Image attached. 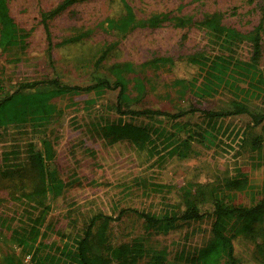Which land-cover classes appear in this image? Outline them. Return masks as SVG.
<instances>
[{
  "label": "rangeland",
  "instance_id": "374dc122",
  "mask_svg": "<svg viewBox=\"0 0 264 264\" xmlns=\"http://www.w3.org/2000/svg\"><path fill=\"white\" fill-rule=\"evenodd\" d=\"M62 0H8L16 24L29 32L20 61L0 51V98L21 83L58 79L67 85L87 86L96 78L113 81L109 67L125 68L126 103L132 109L187 112L191 108L226 112L234 96L221 87L200 96L178 76L190 79L187 66L176 73L145 65L154 57L183 59L193 54L230 55L249 61L250 35L261 23L264 38V0H86L78 1L43 23V15ZM220 12L223 23L237 29L242 39L217 45L197 25L207 15ZM170 17L189 18L174 25ZM104 54L97 65L98 58ZM258 67L264 69V42ZM118 89L90 90L52 98L53 112L42 122L0 127V264H71L67 248L74 246L89 219L97 213L116 217L121 209L161 213L182 207L180 192L189 182L218 179L224 203L252 204L264 196V165L249 172L250 186L239 193L226 188L238 167L246 166L258 151L230 147V132L247 128L264 144V119L253 126L249 115L219 119L224 132L204 130L200 111L179 117L121 116L115 110ZM252 113L264 114V93L247 103ZM123 119L135 125L164 128L165 135L152 145L138 148L127 139L112 140L104 125ZM216 132V131H215ZM226 134V135H225ZM46 137L53 144L59 193L31 198L33 180L25 173L30 144L41 147ZM187 202L209 211L200 194L190 192ZM171 206V207H170ZM38 230L35 239L29 234ZM211 219L178 222L167 232L146 230L144 220L126 212L107 230L109 243L118 246L140 240L144 254L137 264H147L162 254L168 264H190L192 254L211 238ZM231 222L236 264H262L256 242L236 234ZM257 241L264 242V220L256 224ZM112 264H116L114 261Z\"/></svg>",
  "mask_w": 264,
  "mask_h": 264
},
{
  "label": "trees",
  "instance_id": "16d2710c",
  "mask_svg": "<svg viewBox=\"0 0 264 264\" xmlns=\"http://www.w3.org/2000/svg\"><path fill=\"white\" fill-rule=\"evenodd\" d=\"M86 0H62L54 9L43 15V23L60 13L68 6ZM223 15L215 12L197 22L212 37V41L221 45L224 43H236L242 39V34L235 28L223 23ZM176 26L190 23V19L183 20L179 17H170ZM46 26V24H45ZM262 24L260 23L255 33L250 35L253 54L249 61L235 59L232 56L215 54H193L183 59H174L170 56L154 57L145 63L152 70L168 69L177 70L183 66L192 69L194 73L190 79L178 76L175 83H187L189 88L200 96H210L222 86L232 92L234 99L231 102V110L226 112L212 111L207 109L191 108L187 112L200 111L206 119L204 130L213 138L216 133L226 129L219 123V119L229 115L247 114L252 125L258 126L264 119V114L252 113L247 103L260 98L264 93V69L258 67L261 55V43L264 38L260 36ZM29 32L19 27L10 14L8 0H0V51L10 56L13 61H20L25 54L26 40ZM104 58V54L98 58V65ZM109 72L114 80L111 82L105 78L96 80L87 86L67 85L58 79L39 80L21 83L15 91H11L0 98V127L10 124H24L28 122H42L53 112L51 99L57 96L80 94L90 90L102 92L106 89H118L115 110L121 116L131 117L144 116L152 118L156 116L179 117L187 112L171 113L152 109H132L126 103L128 81L125 76V68L119 65L109 67ZM176 73V71H174ZM105 133L112 140L127 139L132 141L138 148L152 145L156 140L165 135L164 128L153 126L135 125L123 119L109 122L104 125ZM264 130V127H263ZM216 131V132H215ZM230 147L240 149L249 148L258 151V155L250 159V163L236 169L235 174L224 180L223 185L232 190L242 193L250 186L249 172L252 168L264 165V144L261 136L252 135L247 128L235 129L230 132ZM226 135V134H225ZM28 161L25 173L30 177L34 186L29 193L31 198H46L48 192L59 193L61 184L58 182L57 170L54 166V149L50 140L44 137L41 147L35 148L30 144L28 149ZM221 183L218 179L208 182H189L181 190L182 207H171L161 213L140 211L134 208L121 209L116 217L103 213L94 214L88 221L81 236L76 240L73 247L67 250V258L71 264H137L144 254V246L140 240L130 243L112 246L109 243L107 230L112 221L118 219L126 212H132L144 220L146 230H158L167 232L178 222L201 220L205 217L211 219L209 242L196 250L190 259V264H236L232 235L229 234L231 222L237 224L236 234H241L256 242V255L264 264V242L257 241L256 224L264 220V196L252 204L224 203L219 195ZM200 194L201 204H209V211H201L197 204H190L187 198L190 192ZM29 234L35 239L38 230L33 225ZM264 236V234H263ZM147 264H168L162 254H153Z\"/></svg>",
  "mask_w": 264,
  "mask_h": 264
}]
</instances>
